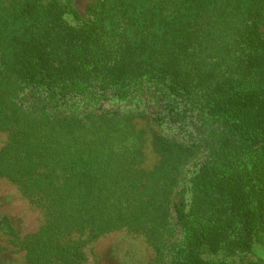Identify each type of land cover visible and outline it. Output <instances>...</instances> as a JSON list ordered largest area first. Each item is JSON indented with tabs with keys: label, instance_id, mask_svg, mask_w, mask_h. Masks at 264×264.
<instances>
[{
	"label": "trees",
	"instance_id": "16d2710c",
	"mask_svg": "<svg viewBox=\"0 0 264 264\" xmlns=\"http://www.w3.org/2000/svg\"><path fill=\"white\" fill-rule=\"evenodd\" d=\"M215 4L222 14L239 9L246 17L252 15L249 32L264 44V0H215ZM68 5L63 11L80 19L79 11L71 3ZM212 23L216 24L213 33L224 27V22L219 20ZM105 24L111 26L107 21ZM111 27L108 29L114 32L116 29ZM80 34L86 36L82 43L72 48H56L65 59L84 58L93 48L110 55L105 44L98 45V34L92 29L84 28ZM2 38L1 33L0 129H12L13 138L20 139L0 155V175H4L2 171L5 170V175L17 181L25 192H37L39 199L46 198L47 202L43 206L46 221L39 231L23 237L18 235L16 240L33 264H85L88 261L85 245L109 230L121 228L146 230L157 252L154 264H244L227 261L221 256L236 254L242 249L237 238L225 244L223 232L230 227L226 210L239 174H244L248 183L260 179L251 185L248 203L254 206V210H249L255 213L259 224L264 225V179L253 165L238 169L231 155L244 140L249 143L248 148L259 152L258 158L264 156V62L255 64L248 61V56L242 58L241 53L244 62L240 67L247 77L238 84L226 68L214 66L213 62L211 67L198 64L186 67L179 56L165 53L161 48L157 53L154 46L141 45V40L137 39L129 45L130 52L125 53L124 66L105 74L106 78L97 85L87 84L81 77L66 82L57 76L34 83L32 90L40 91L43 87L48 92H41L31 107L18 100L27 93L8 92L2 97L5 79L2 76ZM186 49L181 58L196 54V48ZM3 65L5 71L12 68L5 60ZM14 71L18 75L24 73L23 68ZM146 73L151 74L148 82L154 84L155 89L160 87V91L165 87L166 92L141 96ZM20 95L21 98H17ZM162 95L168 100L166 104L161 103L165 99ZM152 96L156 98L154 105L167 110L165 117L171 126L177 123L180 130L191 125L195 138L209 140L205 142L209 148L200 162L198 174L192 183H186L176 193L174 224L166 218L168 208L161 197L145 191L152 185V176H160L161 172L179 166L174 160L173 146L162 132L157 129L154 142L162 156L160 170L150 172L139 167L137 156L130 154L129 149H115L113 143L105 145L101 136L90 135L84 130L73 131L72 126L80 120L77 114L83 109H95L102 101L134 104L147 97L150 102ZM12 105H16V109ZM188 110L197 113L195 119L186 123ZM216 122H222L226 129L225 141L220 134L217 139L212 135L210 128ZM157 125L160 126V122L157 121ZM187 148L194 146L190 144ZM249 172L254 178H250ZM114 182L119 187L111 195ZM110 196H113L111 202L106 203ZM200 196L209 202L205 219L197 211ZM89 199L91 204L86 205ZM235 219L238 223L237 214ZM179 227L184 229L185 236L181 241H173ZM2 228L16 231L7 215H0ZM238 230L241 232L240 226Z\"/></svg>",
	"mask_w": 264,
	"mask_h": 264
},
{
	"label": "rangeland",
	"instance_id": "374dc122",
	"mask_svg": "<svg viewBox=\"0 0 264 264\" xmlns=\"http://www.w3.org/2000/svg\"><path fill=\"white\" fill-rule=\"evenodd\" d=\"M69 3L79 11L80 19H76L66 10L63 11ZM214 16L217 19H213ZM250 16L246 17L239 9L237 12L229 10L222 14L220 9H216L215 0H0L2 76L5 77L2 97L8 92H20L21 95L27 93L26 97L21 98L20 95L17 98L33 107L31 104H35V98L41 92H48L43 87L40 91L32 90L33 84L47 81L54 76L62 77L66 82L70 78L81 77L86 79L87 84L97 85L106 78L105 74L124 66L125 53L130 52L129 45L134 44L137 39L141 40V45L154 46L157 53L161 48L165 53L179 56L186 67L190 64L211 67L213 62L214 66L226 68L231 74L230 77L240 84L247 77L240 67L244 62L241 60V53L242 58L248 56V61L255 64L264 62V44L254 33L249 32ZM215 20L224 22V27L213 33L216 24L212 22ZM106 21L112 27L105 24ZM109 27L116 30L112 32ZM84 28L92 29L98 34V45L105 44L107 48H104L109 50L110 55L102 54L94 48L81 59L77 56L65 59L61 55L60 49L56 48H72L82 43L86 36L80 33ZM186 48H196V54L181 58ZM3 60L12 65L9 71H5ZM21 68L24 69L23 74H14V70ZM148 75L151 74L144 75L146 81L141 89V96H155L160 91L166 92L163 86L164 89L160 91V87L155 89L154 84L148 82ZM109 88L116 91L114 87ZM154 96L150 102L147 97L145 101H136L134 104L129 101H102L93 110L83 109L76 115L80 120L72 126L73 131L84 130L90 135L101 136L105 145L113 143L115 149H129L130 154L137 156L139 167L150 172H156L162 161V156L154 144L157 129L162 132L173 146L174 160L179 166L168 172H161L160 176H152V185L145 191L151 192V196L157 194L161 197L164 206L168 208L166 218L170 224H174L176 193L186 183H192L198 174L202 164L200 162L209 148V144L205 142L209 143V140L195 138L191 134V125H185L180 130L177 123L171 126L166 121L167 110L154 105ZM163 97L165 99L161 103L166 104L168 100L165 95ZM11 107L16 109L17 106ZM36 112L38 110L34 114ZM196 113L197 111L188 110L186 123L195 119ZM210 129L216 139L220 134L221 140L224 138L225 141L226 129L224 130L222 122H216ZM13 134L12 129H0V155L5 154L10 145L13 146L20 139H14ZM190 144L194 146L193 149L187 148ZM240 144L242 146L237 151L232 150L234 166L241 169L253 165L258 168L259 177L263 180L264 156L258 158L259 152L248 148L247 141L242 140ZM3 160L2 156L1 161ZM2 172L4 175H0V215H7L16 231L0 229V264H33L26 250L20 249L16 240L18 235L23 237L37 233L45 223L43 206L47 204L46 198L40 200L37 192H25L17 181L5 175V170ZM171 172L173 173L170 174ZM248 174L250 178L255 176L252 172ZM238 177L226 210L227 224L230 227L223 234L226 238L225 244L237 238L242 249L237 250L236 254L225 253L221 256L230 262L264 264V225L259 224L254 217L255 213L251 211L254 206L248 203L251 185L257 184L260 179L248 183L244 174H239ZM154 181L157 182L156 185ZM118 187L119 184L114 182L111 195ZM112 198L110 196L106 203L111 202ZM199 198L197 211L205 219L208 216L209 202L202 196ZM189 202H192L191 197ZM89 203L91 204L90 199L85 202L86 205ZM236 214L239 217L238 223ZM184 232L183 228H177L172 240L181 241L185 236ZM84 250L88 256L85 264H154L157 259L156 249L143 229L109 230L89 241Z\"/></svg>",
	"mask_w": 264,
	"mask_h": 264
}]
</instances>
